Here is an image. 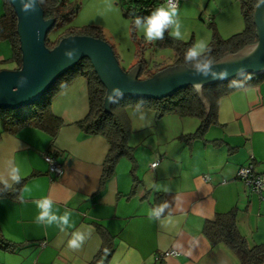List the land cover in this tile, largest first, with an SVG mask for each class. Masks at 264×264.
<instances>
[{
  "label": "crops",
  "instance_id": "1",
  "mask_svg": "<svg viewBox=\"0 0 264 264\" xmlns=\"http://www.w3.org/2000/svg\"><path fill=\"white\" fill-rule=\"evenodd\" d=\"M188 9L191 19L185 17ZM3 11L0 0V16ZM177 12L184 38L191 35L194 45H208L209 20L223 38L244 28L239 0H180ZM11 55V44L0 37V71L15 69ZM195 90L209 113L202 87ZM50 109L58 118L53 134L33 126L11 133L0 124V174L11 162L22 175L18 200L0 198L1 234L18 246H0V264H90L108 242L105 264H240L229 248L212 245L203 233L208 220L231 210L248 246L264 244V184L259 196L237 178L241 166L253 165L264 183V79L219 98L215 122L191 142L179 136L195 132L194 117L127 111L133 160L120 158L102 182L109 143L77 125L89 110L87 80L78 77L61 89ZM45 153L62 165L60 175L48 172ZM44 198L57 215L70 212V227L61 231L35 222L39 209L33 201ZM165 202L163 213L150 218ZM78 231L86 236L83 245L68 248ZM166 250L178 255L155 260Z\"/></svg>",
  "mask_w": 264,
  "mask_h": 264
},
{
  "label": "trees",
  "instance_id": "2",
  "mask_svg": "<svg viewBox=\"0 0 264 264\" xmlns=\"http://www.w3.org/2000/svg\"><path fill=\"white\" fill-rule=\"evenodd\" d=\"M165 0H116L125 17L132 21L135 13L141 17L150 15L157 8L164 6ZM260 0H239L240 11L243 17L244 28L241 32L223 38L217 32L215 23L207 21L212 37L207 45L203 58L211 59L213 62L225 56L236 54L244 47L253 45L257 42L256 27L253 22V10ZM45 19H54L55 24L48 34L71 19L78 11L76 0H38ZM166 7V6H164ZM133 24V23H132ZM134 25V24H133ZM48 34L45 45L52 49L58 42L70 35H87L103 39L101 30L94 27L84 28L79 32L70 30L67 34L58 35L56 39L50 40ZM0 37L6 39L11 44L12 55L10 60L16 66L21 67L22 52L20 49L19 37L17 34V19L13 7L8 0H4V11L0 16ZM161 46L171 47L173 50L174 61L164 65L185 66L193 68L191 62L187 63L184 59L186 51L193 46V39L188 41L176 40L169 35V29L165 30L163 40H158ZM115 54V53H114ZM118 60V57L115 55ZM161 65H155L152 70H146L144 62L137 60L128 70L137 68V77L140 80L152 77L155 73L166 69ZM154 69L157 71H154ZM194 69V68H193ZM151 71H154L151 73ZM84 77L87 80L89 94V110L85 118L77 122V125L87 134H99L106 138L109 143V150L103 163V173L101 182L109 178L114 172L117 161L122 157L133 160L132 148L129 145L131 135V124L127 114L128 107H138L151 110L157 118L167 114H178L190 116L199 120V125L195 132L181 134L179 139L191 142L195 138L201 137L212 123L215 122V104L217 100L236 90L250 87L264 79V72L260 74H243L232 80L220 81L202 86V92L210 104L209 113H205L196 90L193 86H187L170 96L160 99L157 98H136L119 97L113 100L109 110L104 109V99L106 89L101 83L98 75L94 72L90 60L86 57L80 59L72 68L59 76L51 86L42 94L40 98L31 104L16 109H0L1 122L3 128L11 133H15L24 126H33L47 130L53 134L58 127V118L55 117L50 109L53 97L64 87L68 86L74 79ZM1 138V133H0ZM22 181L13 186L9 192H0V198L11 197L18 200ZM2 187V185H0ZM203 233L212 245L223 244L229 248L238 258L240 264H263L264 263V244L255 245L250 248L246 240L239 234L235 225V211L219 213L213 220H208L203 228ZM0 246L10 251L15 250L16 244L8 243L3 238L0 231ZM111 243L106 244V248L100 251L90 264H105L111 252Z\"/></svg>",
  "mask_w": 264,
  "mask_h": 264
},
{
  "label": "water",
  "instance_id": "3",
  "mask_svg": "<svg viewBox=\"0 0 264 264\" xmlns=\"http://www.w3.org/2000/svg\"><path fill=\"white\" fill-rule=\"evenodd\" d=\"M8 1L17 19L22 62L19 69L0 71V109H16L31 104L83 57L90 60L106 89L104 109L107 111L113 100L119 97L160 99L187 86L199 90L204 85L232 80L243 74L264 72V0H260L253 10L257 35L255 44L214 62L207 75L195 68L177 65L143 80L138 79L137 68L124 71L111 46L99 38L70 35L49 49L45 39L55 20L44 18L38 0L35 10L27 13L21 10V0ZM68 51L73 53L72 57L66 55ZM213 72L216 78H213ZM222 72H226V77H221ZM114 89H119L122 96H118Z\"/></svg>",
  "mask_w": 264,
  "mask_h": 264
},
{
  "label": "rangeland",
  "instance_id": "4",
  "mask_svg": "<svg viewBox=\"0 0 264 264\" xmlns=\"http://www.w3.org/2000/svg\"><path fill=\"white\" fill-rule=\"evenodd\" d=\"M76 1L79 6L77 13L48 34L51 41L56 39L58 35L67 34L70 30L79 32L84 28L94 27L101 30L103 39L111 46L118 57L120 67L123 69L128 70L137 60L144 62L146 70H152L155 65L166 68L167 66L164 65L171 64L174 61L172 48L159 45L158 40L147 42L144 36L136 30L132 20L124 16L116 0ZM192 16L193 14H190V9H188L185 17L191 19ZM187 24H189L188 21ZM210 34L211 40V31ZM192 38L191 35H188V38H184L182 41H188ZM157 69H154V71H157ZM154 71H151V73ZM133 108L137 107H128L127 111L130 112ZM187 120L189 119L187 118Z\"/></svg>",
  "mask_w": 264,
  "mask_h": 264
},
{
  "label": "clouds",
  "instance_id": "5",
  "mask_svg": "<svg viewBox=\"0 0 264 264\" xmlns=\"http://www.w3.org/2000/svg\"><path fill=\"white\" fill-rule=\"evenodd\" d=\"M43 3V0H40ZM21 10L28 12L34 11L36 6V0H21ZM134 16L132 23L136 30L144 36L147 42H154L156 40H163L165 30L171 29L169 35L176 40L184 39L181 32V24L178 18L177 8L174 4H169L167 7L161 6L153 11L150 15L141 17L135 13H131ZM207 49L206 44L201 41L190 47L184 56L187 63L191 62V65L196 70L203 72L205 75L211 70L213 61L211 59L203 58ZM69 57L73 56L71 51L66 52ZM221 77H226V72L221 73ZM213 78H216L215 72H213ZM114 92L118 96H122V92L119 89H114ZM22 180L20 166L14 163L9 164L6 169V175L0 174V192H9L13 190V186L19 184ZM39 209L35 222L37 224H43L45 226L56 225L61 231L65 227H70V212L65 211L63 215H57L52 210L53 202L50 199L44 198L41 200L33 201ZM168 207L167 202L161 204L157 208L151 210L149 217L152 215L160 216L164 209ZM86 236L81 232H74L71 238L68 240V248L78 249L80 248Z\"/></svg>",
  "mask_w": 264,
  "mask_h": 264
},
{
  "label": "built area",
  "instance_id": "6",
  "mask_svg": "<svg viewBox=\"0 0 264 264\" xmlns=\"http://www.w3.org/2000/svg\"><path fill=\"white\" fill-rule=\"evenodd\" d=\"M180 0H165L164 6L169 4H174L176 8L179 6ZM43 159L47 163L48 172L55 175H60L62 173V165L57 163L51 154H43ZM159 160H156L150 164L151 168L158 165ZM237 178L245 184L253 193L261 196L263 193V177L258 174L253 165L241 166L237 171ZM178 255L176 250H166L159 252L155 255V260H163L167 257H175Z\"/></svg>",
  "mask_w": 264,
  "mask_h": 264
}]
</instances>
